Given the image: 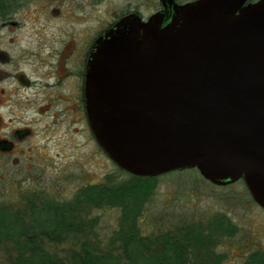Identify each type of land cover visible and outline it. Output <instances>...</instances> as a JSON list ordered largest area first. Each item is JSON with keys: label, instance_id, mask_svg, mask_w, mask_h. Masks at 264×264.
I'll return each instance as SVG.
<instances>
[{"label": "water", "instance_id": "water-1", "mask_svg": "<svg viewBox=\"0 0 264 264\" xmlns=\"http://www.w3.org/2000/svg\"><path fill=\"white\" fill-rule=\"evenodd\" d=\"M161 1L147 21L130 15L96 40L90 130L133 176L243 180L264 210V0Z\"/></svg>", "mask_w": 264, "mask_h": 264}, {"label": "rangeland", "instance_id": "rangeland-1", "mask_svg": "<svg viewBox=\"0 0 264 264\" xmlns=\"http://www.w3.org/2000/svg\"><path fill=\"white\" fill-rule=\"evenodd\" d=\"M129 3L147 17L158 9V0H95L89 6L86 2L79 11L86 14V26L93 33L110 19L111 13L125 11ZM61 22H58L59 30ZM59 98L52 103L57 112L50 111L42 117L21 110L14 115L5 108L0 110L3 118L0 138H11L12 131L24 127H31L34 132L29 139L15 145L12 156L0 151V204L12 205L25 198L39 199L38 206L40 199L70 201L81 187L103 184L108 176H115L117 180L128 178L100 148L86 115L77 111V103L69 105ZM18 206L26 207L24 203L8 207L18 209ZM219 213L228 216L239 229L217 248V252L226 256L223 264H245L252 252L264 251V210L255 203L245 182L218 187L203 179L196 169L160 178L147 204L143 224L149 233L184 222H206ZM120 215L119 209L93 211V218H98L96 234L100 241L105 243L119 228ZM78 245L75 241L49 244L62 257ZM9 263L10 255L0 250V264Z\"/></svg>", "mask_w": 264, "mask_h": 264}, {"label": "trees", "instance_id": "trees-1", "mask_svg": "<svg viewBox=\"0 0 264 264\" xmlns=\"http://www.w3.org/2000/svg\"><path fill=\"white\" fill-rule=\"evenodd\" d=\"M120 172L128 178L108 176L103 184L81 187L70 201L40 199V206L34 198L15 202L26 209L0 204V250L10 255L9 264H223L226 256L217 248L239 231L228 216L219 213L206 222L146 233L147 204L167 174L147 178ZM98 209L121 211L119 228L105 243L96 234L98 218L92 216ZM69 241L79 245L66 257L50 249L49 244ZM245 264H264V251L252 252Z\"/></svg>", "mask_w": 264, "mask_h": 264}, {"label": "flooded vegetation", "instance_id": "flooded-vegetation-1", "mask_svg": "<svg viewBox=\"0 0 264 264\" xmlns=\"http://www.w3.org/2000/svg\"><path fill=\"white\" fill-rule=\"evenodd\" d=\"M94 1L0 0V110L5 108L13 115L21 110L42 117L50 111L57 112L52 103L61 97L63 103H77V111L88 120L85 81L96 40L125 17L138 15L147 21L165 9L158 0V9L147 17L129 3L125 11L111 13L110 19L92 33L86 26V14L79 10L86 2L89 6ZM174 1L185 5L196 0ZM259 1L247 0L244 5ZM60 20L61 30L57 27ZM2 125L0 114V130ZM33 133L31 127L15 129L11 138H0V151L12 156L15 145Z\"/></svg>", "mask_w": 264, "mask_h": 264}]
</instances>
